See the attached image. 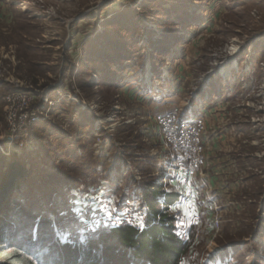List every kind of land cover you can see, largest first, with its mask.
I'll return each instance as SVG.
<instances>
[{"label":"rangeland","instance_id":"1","mask_svg":"<svg viewBox=\"0 0 264 264\" xmlns=\"http://www.w3.org/2000/svg\"><path fill=\"white\" fill-rule=\"evenodd\" d=\"M5 79L43 104L15 148L3 138L0 85V170L9 182L19 166L10 197L40 214L52 238L143 226L140 193L154 183L181 196L168 211L190 242L181 264H264V0H0ZM174 108L204 120L190 178L154 121ZM223 129L231 156L244 159H231L221 176L234 181L218 197L205 153ZM212 143L216 158L223 149Z\"/></svg>","mask_w":264,"mask_h":264},{"label":"trees","instance_id":"2","mask_svg":"<svg viewBox=\"0 0 264 264\" xmlns=\"http://www.w3.org/2000/svg\"><path fill=\"white\" fill-rule=\"evenodd\" d=\"M0 85L6 87L3 97L15 90L8 82ZM41 104L36 101L33 106ZM18 167L9 166L14 175L9 182L8 169L0 170V201L4 200L0 204V264H181L190 242L178 236L175 217L168 213L180 199L178 193L163 191L161 184H145L140 193L145 206L143 226L121 223L84 241L61 243L52 238L40 214L15 207L10 193L18 187Z\"/></svg>","mask_w":264,"mask_h":264},{"label":"built area","instance_id":"3","mask_svg":"<svg viewBox=\"0 0 264 264\" xmlns=\"http://www.w3.org/2000/svg\"><path fill=\"white\" fill-rule=\"evenodd\" d=\"M5 81L11 84L15 90L7 92L3 97L5 107V135L3 138L6 143L18 148L23 146L20 140L23 133L40 121L41 115L39 108L33 106L36 103L35 92L25 89L19 82L6 79ZM48 103V105L52 104L51 101ZM154 121L161 131L164 142L187 160L188 164L184 172L187 177H192L198 171L202 160L200 156L201 138L205 132L203 118L182 119L178 109L174 108L166 114L154 116ZM179 170H183V168H179Z\"/></svg>","mask_w":264,"mask_h":264},{"label":"crops","instance_id":"4","mask_svg":"<svg viewBox=\"0 0 264 264\" xmlns=\"http://www.w3.org/2000/svg\"><path fill=\"white\" fill-rule=\"evenodd\" d=\"M236 131L239 132L238 130H236ZM224 136H227L226 129H223L222 131H220V133L218 135L210 136L209 139H210L211 142L210 141L206 142V148H209V152H208V149H207V153H205V156L207 154V158L209 157L207 168H206V172H207V175H208L207 176L208 184H209V187H210L209 191H211L213 189V192L216 193L215 195L218 196V197H221L220 195H223L225 193V188L226 187H230L232 182L234 181V179L228 180L229 178L232 177L231 175L228 176L229 177L227 179L228 181H223L222 180L223 178L226 177L224 174H226L228 172H233L232 171L233 170V166H235V165L232 164L231 159L235 158V157H236L235 159H237V161L239 159H244L242 153L238 154L239 157L237 155L231 156L230 153H232V150H231L232 148H230V147L232 146L233 142H229L228 138H224ZM215 141L219 144V145L217 144V147L220 146V149H223V151L219 154V156H216L217 159L213 158L214 156L210 155L211 153H213V151H210V147H209V143H210V146H211V143L215 142ZM216 142L212 143L213 148L216 147ZM246 155H248V154H246ZM215 162H221L223 165L220 164V167L213 168V166L216 165ZM218 174L220 175L219 177H218ZM221 175H224V177L222 178ZM225 183L229 184V186L226 185ZM211 187H212V189H211ZM179 193L181 194L182 192H179ZM247 198H249V197H247Z\"/></svg>","mask_w":264,"mask_h":264},{"label":"bare ground","instance_id":"5","mask_svg":"<svg viewBox=\"0 0 264 264\" xmlns=\"http://www.w3.org/2000/svg\"><path fill=\"white\" fill-rule=\"evenodd\" d=\"M229 62L225 63V65L223 67H221V70L219 69L220 70L219 72L221 73V75L226 74V72L230 69L231 65L229 66V64H230Z\"/></svg>","mask_w":264,"mask_h":264},{"label":"snow or ice","instance_id":"6","mask_svg":"<svg viewBox=\"0 0 264 264\" xmlns=\"http://www.w3.org/2000/svg\"><path fill=\"white\" fill-rule=\"evenodd\" d=\"M108 215H111V213H108Z\"/></svg>","mask_w":264,"mask_h":264}]
</instances>
